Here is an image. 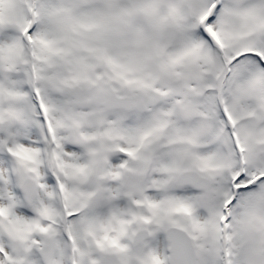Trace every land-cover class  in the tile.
I'll list each match as a JSON object with an SVG mask.
<instances>
[{
  "label": "snow or ice",
  "instance_id": "1",
  "mask_svg": "<svg viewBox=\"0 0 264 264\" xmlns=\"http://www.w3.org/2000/svg\"><path fill=\"white\" fill-rule=\"evenodd\" d=\"M0 264H264V0H0Z\"/></svg>",
  "mask_w": 264,
  "mask_h": 264
}]
</instances>
